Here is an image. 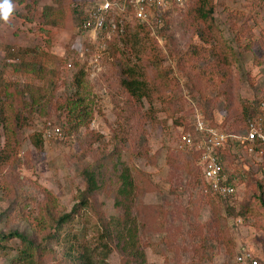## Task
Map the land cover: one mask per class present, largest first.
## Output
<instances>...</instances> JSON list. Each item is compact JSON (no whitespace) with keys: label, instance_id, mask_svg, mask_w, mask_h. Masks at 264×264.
I'll use <instances>...</instances> for the list:
<instances>
[{"label":"rangeland","instance_id":"374dc122","mask_svg":"<svg viewBox=\"0 0 264 264\" xmlns=\"http://www.w3.org/2000/svg\"><path fill=\"white\" fill-rule=\"evenodd\" d=\"M92 1L10 0L9 20L0 18V78L11 92L24 81L42 82L13 71L11 45L54 75L51 98L29 106L23 95L15 106L21 117L11 119L15 158L0 160V264H72L64 255L71 242L86 246L94 264H264V153L238 145L227 151L222 161L237 176L236 191L220 199L205 189L196 152L175 147L194 111L241 134L244 105L264 98V0H212L215 36L198 33L203 24L189 12L193 0H183L163 12L160 26L137 30L141 22L131 14L117 16L116 27L96 38L79 28ZM125 67L138 68L149 95L127 92ZM46 121L62 134L37 146L31 141ZM5 137L1 123L0 148ZM125 166L133 181L128 221L143 259L111 222L124 217L115 198ZM86 170L94 174L91 191ZM82 193L88 202L81 206ZM75 204L72 222L60 230L75 237L65 244L48 236L51 214ZM11 230L32 241L30 260L12 259L24 245L2 236ZM243 249L250 256L240 262Z\"/></svg>","mask_w":264,"mask_h":264},{"label":"trees","instance_id":"16d2710c","mask_svg":"<svg viewBox=\"0 0 264 264\" xmlns=\"http://www.w3.org/2000/svg\"><path fill=\"white\" fill-rule=\"evenodd\" d=\"M22 2V1H19ZM183 4V3H182ZM172 6H179L177 4H173ZM43 13L46 15L48 11H46V8H42ZM46 11V12H45ZM165 12V11H164ZM189 12L192 14V16L196 17L197 20L202 21V26H196L198 29V33L200 35H207L211 34L212 36H215L217 33V25L216 19L214 16V4L212 0H193L189 6ZM164 15V13H162ZM118 23V22H117ZM116 23V24H117ZM146 26L145 23H141L137 25V30L141 27ZM7 54L10 55V61L8 62L11 65V68L15 72H19L26 75H32L37 77V79H41V84H36L35 82L30 81H24L20 88H12L11 90L8 88V84L6 82L2 81L0 78V124H3V129L5 132V142L3 146L0 148V160L7 162V159H9L11 156L15 158V147H14V130L11 123V119L13 118V121L16 118H20L21 115L18 113V109L16 107L20 106L17 105L19 103V100H21V97L23 95H26L30 98L28 105L32 106V104L38 105L41 100L51 98V92H54V84L50 81L49 75L53 77V73L51 71H47L42 64L36 62L35 58L28 59V52L26 49H18L16 47H13L12 45L8 47ZM1 72V71H0ZM139 74L138 68L135 67H125L123 76L120 80L124 88L127 90V92L132 96L137 97H143L147 96L150 93V89L146 82H144L142 79H138L136 76ZM81 75L82 70H78L73 74V84H75V88L77 91H79L81 87ZM140 76V75H139ZM3 82V83H2ZM11 85V83H9ZM13 94V96L11 95ZM14 98V99H13ZM264 99V98H263ZM13 101V103H12ZM27 103V102H26ZM256 103V102H255ZM20 104V103H19ZM23 105V103L21 104ZM253 104L252 106H254ZM16 106V107H15ZM251 106V107H252ZM251 107H247L244 105V108L242 109V115L245 117L244 125L242 129V133H245L246 129V122L248 119V113L249 109ZM223 123V121H222ZM215 125V124H214ZM223 125V124H222ZM222 125H216L220 128H222ZM225 128V127H223ZM228 130V128H225ZM230 131V130H229ZM234 132H237L233 130ZM232 131V132H233ZM41 135H35L33 137V142L35 145L40 146L41 145ZM229 150V147H225L223 149H219L218 153L223 157H226V153ZM235 153V152H233ZM5 154L6 156H3ZM200 169V168H199ZM131 174L128 171V168L125 166L120 173L118 174L117 180L118 184L116 187V198H115V204L116 205H122L124 208L123 216L120 219H116L115 221H111L113 223L115 232L119 234V239L123 241V243L126 244V247H130V249H134L132 253L136 256H138L140 259H143L144 254L142 249H138V247L135 244V231L134 227L129 224L128 221V212H129V201L131 200V193L133 191V181L130 178ZM93 173L89 170H86V190L91 191L95 188V180L93 177ZM232 196V195H230ZM230 196H225L224 198H228ZM218 197V196H217ZM220 199H224L222 197H218ZM88 197H86L85 193H82L81 195V206L85 205L88 202ZM77 204L74 205L73 210L67 213H63L58 217H54L51 214L53 226L52 228L49 226L48 236H53L57 239V241H60L62 239L64 242L66 238L70 235L71 238H74L75 235L71 231H65L63 236L60 235V230L63 228L62 226L69 225L72 222V219L75 215V212H77L78 208L76 209ZM43 208V207H42ZM51 212L49 208H46V210H43V215H45L47 218L49 216L48 213ZM115 222V223H114ZM56 230V231H55ZM4 238H9L11 236L18 237L21 241V243L24 245V249L22 253L17 254L16 257L12 258L16 262H19L20 260H26L28 261L30 257V248H32L33 243L30 240V238L18 231L11 230L7 234L2 235ZM66 244V242H65ZM125 247V246H124ZM64 255L67 257L69 261H71L72 264H94V262L91 260V255L89 254V249L86 246H81V248L77 247V244L73 245V242L69 244L67 249L64 251ZM30 260V259H29Z\"/></svg>","mask_w":264,"mask_h":264},{"label":"built area","instance_id":"2783aa9c","mask_svg":"<svg viewBox=\"0 0 264 264\" xmlns=\"http://www.w3.org/2000/svg\"><path fill=\"white\" fill-rule=\"evenodd\" d=\"M181 3L183 0H94L84 7L79 28L81 32L89 31L92 38L101 37L106 30L116 27L115 17L127 18L129 14L143 24L160 26L162 13L173 4ZM192 118V128L176 137L175 147L191 148L196 152L200 177L209 193L222 198L234 195L237 176L225 169L218 150L225 147L235 149L232 147L238 145L248 154L264 153V99L256 101L243 134L212 124L198 111H194ZM61 134V128L50 121H46L41 131L42 140L55 139ZM249 256L248 251L243 249L236 258L243 262Z\"/></svg>","mask_w":264,"mask_h":264},{"label":"clouds","instance_id":"9594fccd","mask_svg":"<svg viewBox=\"0 0 264 264\" xmlns=\"http://www.w3.org/2000/svg\"><path fill=\"white\" fill-rule=\"evenodd\" d=\"M13 11V5L10 2V0H3L2 3H0V18H2L5 22H7L10 18V15Z\"/></svg>","mask_w":264,"mask_h":264}]
</instances>
